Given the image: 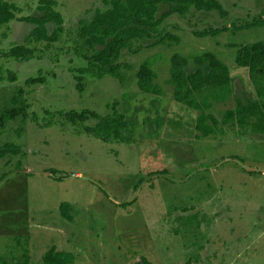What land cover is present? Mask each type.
<instances>
[{"label":"rangeland","instance_id":"obj_1","mask_svg":"<svg viewBox=\"0 0 264 264\" xmlns=\"http://www.w3.org/2000/svg\"><path fill=\"white\" fill-rule=\"evenodd\" d=\"M5 1L18 11L0 26V109L20 89L26 119L0 131V147L18 148L0 156V262L26 253L29 264H42L53 247L69 252L72 264H136L140 257L149 264H264V135L226 125L196 137L198 112L173 101L164 82L171 53L187 57L190 71L193 55L211 51L227 65L232 92L209 111L219 118L236 99L253 98L246 70L233 56L238 44L264 41V24L252 23L264 19V0H217L224 17L192 8L170 14L154 39L121 51L118 61L129 64L121 68L123 81L84 74L80 92L73 76L85 59L75 30L79 20L104 8L103 0H53L62 30L49 44L25 40L32 25L20 17L38 15V0ZM166 8L160 3L155 17ZM222 25L218 34H197ZM169 32L178 42L149 45ZM16 44L31 47V58L3 54ZM143 60L163 94L137 89L135 70ZM40 75L42 83H24ZM113 102L127 120L123 141L85 132L83 125L96 118L78 122L63 115H103Z\"/></svg>","mask_w":264,"mask_h":264},{"label":"trees","instance_id":"obj_2","mask_svg":"<svg viewBox=\"0 0 264 264\" xmlns=\"http://www.w3.org/2000/svg\"><path fill=\"white\" fill-rule=\"evenodd\" d=\"M166 3V10L155 17L157 6ZM53 0H38L36 6L40 12L36 16H22V21L32 25L25 36L26 41L33 43H52L58 40L62 30V16L54 10ZM103 9H94L88 20L81 19L77 23L75 35L83 50L85 66L75 68L73 76L74 87L80 92L83 89V75L89 74L96 78L111 76L117 81H123L121 68H129V64L118 61L122 50L130 49L134 43L144 39H154L158 34L160 21L170 14L183 15L190 8L196 11H215L219 17H224L227 11L217 0H103ZM17 7L5 0H0V26L14 18ZM254 25L264 24V19H256ZM230 25V23H229ZM226 26L214 27L208 31L198 32L200 36L218 34ZM248 27V25H245ZM167 39L178 42V37L164 33L149 45ZM4 55L16 60H26L32 56V48L26 44L11 46ZM76 55H78L76 53ZM195 66L186 70L187 57L179 52H173L168 57L167 78L164 82L170 86L173 101L182 104L188 110L198 112L195 115L193 129L196 137H206L215 134L220 127L230 125L236 127L241 134L247 132L264 135V41L254 40L244 42L235 47L233 62L237 67L245 68L248 81L253 88L254 96L244 102L236 99L234 106L225 109L216 118L209 109L215 103L222 104L232 92L231 76L227 65L218 59L211 51L195 54L190 58ZM8 80L13 81L15 75L7 71ZM135 83L139 91L151 95L163 94L162 89L154 82L155 72L147 60L140 62L135 70ZM43 77L34 76L24 79L25 84L42 83ZM21 90L9 99V105L0 109V131L10 121L19 117L26 119V104L17 97ZM116 102L111 105V111L98 115L94 111L68 110L63 115L70 121L83 122L87 117L96 118L92 126L83 125L85 132L102 139L123 141L122 131L127 130V120L124 113L116 110ZM20 128L15 130L19 134ZM18 148L11 144L0 147V156L5 152L16 153ZM49 171V170H48ZM159 172V171H158ZM3 175L0 176V179ZM66 204L60 206L62 215H66ZM68 218V216H66ZM72 255L66 251H57L49 247L41 257L42 264H72ZM0 264H29L26 253H22L13 262ZM136 264H149L146 258L140 257Z\"/></svg>","mask_w":264,"mask_h":264}]
</instances>
